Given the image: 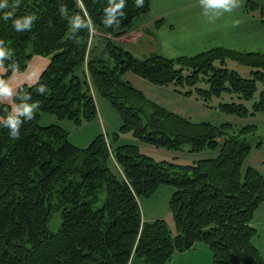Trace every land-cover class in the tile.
I'll return each instance as SVG.
<instances>
[{
  "label": "trees",
  "instance_id": "1",
  "mask_svg": "<svg viewBox=\"0 0 264 264\" xmlns=\"http://www.w3.org/2000/svg\"><path fill=\"white\" fill-rule=\"evenodd\" d=\"M120 3L0 0V89L14 72H25L34 55L50 59L36 82L15 92L17 111L0 99V264H167L175 253L199 250L201 242L212 252L211 264H264L250 223L264 202V174L244 168L250 136L256 145L263 143L257 125L230 133L227 124L194 123L147 99L125 77L132 73L157 85L204 80L209 88L198 90L205 97L235 94L239 101L220 106L242 118L264 110V90L247 104L258 83L264 85V51L218 46L193 56L158 52L140 58L121 40L151 13L152 0L140 7L123 0L116 8ZM261 3L249 0L246 12L263 9ZM6 12L14 17L5 20ZM30 14L37 19L25 26ZM13 19L20 20L19 29ZM228 59L250 67L252 77L227 68ZM96 91L120 113L121 132L158 148L184 150L188 144L190 152L219 151L183 165L157 161L134 143H113L117 131L113 139L103 133L82 147L60 123L41 124L44 113L75 124L94 120ZM10 119L17 121L19 138L10 135ZM163 184L174 187L170 203L177 234L166 220L142 216L140 197L152 196ZM54 212L62 219L56 231L49 227Z\"/></svg>",
  "mask_w": 264,
  "mask_h": 264
},
{
  "label": "rangeland",
  "instance_id": "2",
  "mask_svg": "<svg viewBox=\"0 0 264 264\" xmlns=\"http://www.w3.org/2000/svg\"><path fill=\"white\" fill-rule=\"evenodd\" d=\"M261 6L264 7V3H261ZM263 10L258 9L253 13L254 15L257 14L261 19L262 16L260 14H262L261 12ZM203 24L208 25L209 23ZM149 30V33L145 35L138 45H136V48L139 49V52L146 55L158 53L160 50L159 47H156L157 42L150 38L153 33L157 34L156 29L150 27ZM181 32L183 33V30H181ZM185 50L186 49L182 45L176 46V51L184 52ZM263 50L264 48L261 51ZM171 55H173V57H178L183 54L172 52ZM216 65H220V62L216 61ZM226 67L234 69L244 77H252L250 67L244 64H239L232 59L227 60ZM188 73V70H184V74ZM125 77H129L133 81V84L142 90L144 96L147 99H150L158 105H162L170 111H174L176 114L183 118L185 117L194 123L208 121L218 127L227 124L228 126L226 125L225 129L228 130V128L231 127L228 130L230 133L239 131V129L246 124L255 123L257 125L255 131L257 132L258 136L262 137L263 143L256 145L257 141H255V139L250 136L253 146L250 154L244 162V168L247 166H253L264 174V110H260L254 115L244 116L242 118H240L235 113H229L220 106V103L230 102L233 100L239 101L236 97L232 96L235 94L230 91H223L218 96L212 94L211 96L205 97L204 94L198 90L199 88H209V85L204 80H198L194 85H178L175 83H171L169 85H157L150 80H145L136 74L134 75L132 73H128ZM262 90H264V85L258 83V89L256 90L253 99L247 102L249 106H251L254 101L260 99V92ZM95 99L97 102L98 116L94 120H82L81 123L75 124L69 119L63 120L59 119L56 115L44 113L41 119V124L44 125L56 122L60 123L69 130V137L72 142L82 147L90 145L91 141L96 138V136L103 133L113 139V133L117 131L120 133V137L113 143L116 141L121 143H134L139 146L140 151L148 154L149 156L151 155L157 161L167 160L169 162H176L183 165L197 163V161L200 159L214 156L219 151L218 148H209L200 152H190L189 149L191 146L188 144L185 146L184 150H170L163 147L158 148L152 143L149 144L142 139H137L134 135H132L131 131H127L126 133L121 132V117L116 107L111 101L108 100L107 97L100 95L97 91L95 92ZM13 106L14 111H17L16 104L13 103ZM173 191L174 187L172 185L163 184L152 196L147 197L142 195L139 199V204L141 205L142 216L144 219L153 220L155 218H162L167 221V224L171 228L173 234H177L174 223V215H172L170 203L174 193ZM255 211L254 217L250 222L256 228V234L253 238V242L259 247L261 254L264 255V202L260 204ZM50 220V229L52 231L58 230L62 222L60 213L54 212ZM198 248L200 253L201 251L206 252V255L209 257L205 259V261L207 262V260H210L208 264H211L212 252L208 245L205 242H201L198 243ZM176 259L174 262L177 261ZM167 264H169V262Z\"/></svg>",
  "mask_w": 264,
  "mask_h": 264
},
{
  "label": "crops",
  "instance_id": "3",
  "mask_svg": "<svg viewBox=\"0 0 264 264\" xmlns=\"http://www.w3.org/2000/svg\"><path fill=\"white\" fill-rule=\"evenodd\" d=\"M248 3L249 0H231L228 5L230 10H226L224 7L213 6L209 0H152L151 13L142 16L133 32L121 41L125 42L126 47L136 56L146 57V54L139 52L136 45L149 33V28L153 27L157 34L153 33L149 37L157 42L159 52L168 58L173 57L172 52L193 56L218 46L238 51H261L264 48V22L261 21L264 20V10L262 9L263 15L260 14V19L257 14L245 11ZM159 19L163 21L157 25ZM237 20L240 23L235 26L234 22ZM178 45H182L186 52L176 51ZM49 60L48 57L34 55L25 72H14L10 76L7 84L1 88L7 91H0V99L13 104L19 86L36 82ZM208 257L206 252L200 253L199 250L192 249L175 253L168 262L208 264L210 260L205 261ZM175 259L177 261L174 262Z\"/></svg>",
  "mask_w": 264,
  "mask_h": 264
},
{
  "label": "clouds",
  "instance_id": "4",
  "mask_svg": "<svg viewBox=\"0 0 264 264\" xmlns=\"http://www.w3.org/2000/svg\"><path fill=\"white\" fill-rule=\"evenodd\" d=\"M209 2L213 6L224 7L226 10H230V9H228V5L230 4L231 0H209ZM142 3H143V0H136V6L137 7H140V5H142ZM3 6H4L3 4H0V7H3ZM120 7H123V0H121V3L119 5H116V8H120ZM61 11L63 12V8L61 9ZM112 11H115V9H112ZM14 14H15L14 12H6V13H4L5 20H8L9 18L14 17ZM121 15H123V13ZM33 19H37L35 14H30L28 17H26L24 19L25 26H28L31 23V20H33ZM104 23H105V26L107 27L108 25L111 24V21L109 20V21L104 22ZM234 23H235V26H238L240 21L237 20ZM75 24H76V26H78L80 24L79 16L77 17V20H76ZM13 26L16 29H19L21 27L20 20L19 19H13ZM0 56H3V51L2 50H0ZM0 91H7V89H0ZM39 91L43 93L45 91L44 90V86H41L39 88ZM36 104L39 105L38 102ZM25 111L27 113H29L30 118H32V119L34 118L31 106H26L25 107ZM9 124L11 125V127L13 129L12 133L10 134L11 137L12 138H19L18 134L15 131V129L17 127V121L10 119L9 120Z\"/></svg>",
  "mask_w": 264,
  "mask_h": 264
}]
</instances>
